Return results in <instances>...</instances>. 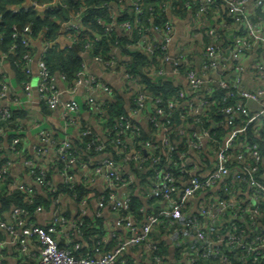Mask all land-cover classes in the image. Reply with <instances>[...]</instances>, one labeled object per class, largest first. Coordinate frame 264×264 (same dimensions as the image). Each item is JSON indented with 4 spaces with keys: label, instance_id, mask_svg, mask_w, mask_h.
I'll use <instances>...</instances> for the list:
<instances>
[{
    "label": "built area",
    "instance_id": "obj_1",
    "mask_svg": "<svg viewBox=\"0 0 264 264\" xmlns=\"http://www.w3.org/2000/svg\"><path fill=\"white\" fill-rule=\"evenodd\" d=\"M148 2L120 0L123 5L131 4L134 20L119 22L118 18L122 15L115 5L110 7L112 21L103 23L109 31L117 29L119 32L132 33L138 29L139 38L134 48L147 57L142 71L155 82L170 81L180 88L177 95L167 100V109L162 106L163 99L160 96L150 93L142 80L129 74L127 64L118 66L120 61L128 60L121 56L120 47L115 49L117 56H113V60L104 62L100 56H94L90 61L101 69L117 65L119 69L110 68L111 71L107 73L121 77L122 91L130 95L131 109L128 115L120 116L112 127L115 138L111 141L105 138L94 148L95 158L108 157L98 162L83 163L85 173L81 174V179L84 182L90 180L92 185L98 178L102 180L104 190L99 195L98 206L103 210L108 209L112 216L106 226L104 240L114 238L117 245L109 253L77 257L75 251L80 248V244L73 242L61 247L56 235L59 227L67 225L79 234L81 223L67 219L60 212L48 226L27 225L23 220H17L26 214L25 210L16 207L11 219L0 222V227L10 234L12 242L19 244L22 251H26L34 239L40 248L38 264H125L124 255L135 248L140 250L141 256L139 261L134 258L133 264H170L159 256H155V262H151L148 257L144 258L141 251L144 246L146 252L154 250L159 241L153 238L165 229L169 236L177 237L174 249L181 251L185 264H197L199 260L209 258L212 264H233L231 258H235L238 264H264L261 262L264 260V232L260 233V229L264 228V211L261 207L264 204V180L261 178L264 152L258 143L240 139L250 125L255 135L264 136V0H195L196 10H188L185 18L178 15L172 0H154V4ZM184 6L191 9L189 0ZM27 7L39 11H60L66 9V4L60 0L42 5L29 1ZM21 8L17 6L13 11L17 12ZM80 10L66 19L62 24L63 30L79 29L86 9ZM162 13L166 14L162 26L148 25L150 18H157V14ZM226 19L231 22L228 23ZM176 22L186 24L180 37L176 34ZM28 33L30 27L26 26L22 34ZM62 38L66 41L65 45L71 46L73 43L72 37ZM30 42L27 35L21 39L24 46H29ZM124 47L131 49L129 45ZM9 49V52L0 49V66L8 62L9 53L14 51L15 46ZM157 51L165 52V56L158 59ZM257 55L260 58L249 63ZM22 59L26 73L33 74L32 65L36 59L33 60L28 53ZM37 65L41 104H46L52 111L60 107L67 125L77 126L81 123L79 135L87 137L92 134L86 119V122H79L80 107L77 100L61 104L64 91L57 84L60 79L69 85L73 93L84 88L83 112L104 127L107 122L106 101H116L120 94L92 74L90 64L86 63L77 73L74 84H70L65 76L56 78L45 62L37 61ZM23 87L30 93L31 81L23 83ZM4 98H7L6 101L11 99L6 75H2L0 83V101ZM12 103L20 104L17 98ZM210 108H215L212 111L215 110L223 119L219 122L204 119L210 116ZM172 112H179L181 124L178 127L170 118ZM0 113L1 124L11 117L8 107H3ZM158 116L163 120H158ZM139 117H146L149 128L153 126L155 130V140H146L141 147L134 143L142 135V128L136 122ZM209 123L214 128H224L226 134L217 138L211 133L212 127L207 126ZM174 130L187 138V151L180 152L178 142L170 138ZM159 132H163V136L156 140L155 135ZM40 135L42 146L37 148L36 155L56 154L64 165L59 171L64 183L74 188L78 180L76 175L69 173L70 165L79 160L84 162L82 158L90 152V145L78 155L79 150L71 146V140H63L58 144L49 132L42 130ZM21 143L19 136L10 143L9 149L16 156L20 155ZM3 147L0 138V152ZM107 147H113L118 159L107 151ZM192 153L200 158L203 164L201 169L192 160ZM206 158L211 161L210 164ZM51 162L55 163L56 159L53 157ZM163 163L167 169L155 170L157 172L145 181L130 168L131 164L140 168L145 164L149 167L142 173L146 174L150 168ZM24 164L39 187L49 184L44 166L28 158ZM124 167H129L131 172H125ZM7 172V166L1 165L0 180ZM16 184L30 197L34 196L31 185L22 182ZM246 188L248 199L242 194ZM131 189L150 201L149 205L159 204L154 208L141 207L144 216L140 221L131 212ZM152 196L158 199L154 200ZM198 197L201 200L192 212L193 201ZM80 203L85 207L88 198ZM86 214L83 209L80 217ZM243 227L246 231L241 233ZM180 237L191 244H186ZM71 244H75L74 249L70 247ZM0 264H6L2 258Z\"/></svg>",
    "mask_w": 264,
    "mask_h": 264
},
{
    "label": "trees",
    "instance_id": "obj_2",
    "mask_svg": "<svg viewBox=\"0 0 264 264\" xmlns=\"http://www.w3.org/2000/svg\"><path fill=\"white\" fill-rule=\"evenodd\" d=\"M29 1L42 5L53 0H0V49L2 51L9 52V48L11 46H15L14 51L9 53L8 62L15 70L18 82H20L22 85L25 82L31 81L33 77L32 73L28 75L25 71V62L22 59L24 54L28 53L33 57V60L38 58V61L41 60L45 62L50 72L56 78L59 76H65L70 84H74L77 80V73L86 63L88 65L91 63L90 61L92 57L100 56L103 58L104 62L113 60V56H117V53L114 52L115 49L120 47L122 49L120 53L121 56L128 58V60L124 59L120 61L118 66L120 64H127V71L132 77L142 80V83L147 86V90L150 91V93L160 96L163 99L162 106L165 109H167V100L177 95L178 91L180 90L179 87L174 86L170 81L163 83L155 82L149 75L142 71V67L147 62V57L142 51L134 48V43L139 38L138 29H134L132 33H125L119 32L117 29L109 31L106 30V27H104L103 22L112 21L110 17V10L115 5H117L118 10H120V14L122 15L118 18L119 22L128 20L133 21L134 13L133 10H131V4L125 3L123 5L120 3V0H60V2L66 4V9L60 11L50 9L39 11L27 7V2ZM148 1V4H154V0ZM172 1L176 7V10H178V15H180L182 18L188 16V10H196V4L194 3L195 0H189L191 3V9H188L184 6V3L187 0ZM17 6H22V8L17 12H14L13 9ZM159 6H161V4ZM83 8L86 10H84L85 15L80 20L79 29L71 31L63 30L62 24L66 21V19L70 15H76L78 12L82 11L80 9ZM165 20V13H162L161 15L157 14V18H154V16L150 18L148 25L162 26ZM227 21L228 23L231 22L230 20ZM26 26L30 27V33L22 34V31ZM16 32L18 34L17 36H14ZM26 35L31 39L29 46H24L21 44V39ZM63 36L72 37L73 43L71 46H62L60 42H58L60 37ZM125 45H129L131 49L125 48ZM156 56L158 59H161L165 56V52L157 51ZM118 66L116 65L114 68L119 69ZM110 68L114 69L112 67ZM110 68L104 67L102 69L105 72H110ZM1 82L2 75H0V83ZM124 99V97L120 96V98H118L116 101H106L107 110L105 115L107 117V122L104 124L101 135L92 130V134L89 136L84 137L79 135L77 139L72 141L73 143H71V146H76V150H79L78 155L81 154V150H85V148H87V145H90L91 148L90 152L82 158L84 162L79 160L78 163L70 165L71 168L69 173L76 175L75 177L80 176L79 178H81V172L83 173V163H92V158L96 155V150L94 148L99 143L104 142L105 138H107L109 141H111L112 138H115V132L112 131L113 125L117 123L120 116H126L129 113ZM6 100L7 98L2 99L0 101V105H3ZM42 105L46 106L44 103H42ZM212 109L210 108V116L204 119L214 122L221 121L223 117L220 114H217L215 110L212 111ZM9 110L11 112V117L2 124L0 123V127L9 126L10 123L22 118H26L28 115L26 114L27 110L25 108L12 106L9 108ZM84 110H87V108H84ZM91 115L95 114L92 113ZM95 117L97 118V115ZM157 118L160 120L161 117L158 116ZM170 118L175 123V126L181 124L179 112H172ZM79 121L86 122L83 115H80ZM207 126L212 127L210 123ZM252 127L253 126L251 125L248 126L247 133L240 139L243 141L250 139V141L258 143L261 151L264 152V136L255 135V130H252ZM84 129L85 127H83L82 130ZM141 131L142 135L134 140L135 144L141 147V145L146 140H155L153 137V134L155 133L153 126H150L149 131L144 129H141ZM211 133L217 138H220L226 134V130L222 127H212ZM2 136L3 134L0 135V138L3 140ZM15 137H17L15 133L11 134L9 137V143ZM170 138L172 141L178 142L177 147L180 152L188 150L187 138L183 134L174 130ZM60 142L61 141L57 140L58 144ZM213 146H217V144H214ZM113 150V147H107V151L111 152L115 159H118L117 152ZM4 152L5 151L3 150L0 152V166L5 165L4 158L1 157L5 154ZM53 157L56 159V162L49 163V167L46 169L47 181L49 184L44 187H38V185L35 183V185H31L32 189L35 191V194L32 197H30L26 191H23L19 188V186L16 184L17 180L11 174H9V172L3 176V178L0 180V222H8L9 220L6 216L8 214L12 215L13 209L19 207L24 209L26 214L21 215L17 218V220H23L27 225H31L30 219L36 214L37 211L43 207L47 210L50 209L52 207V203L64 195L71 197L77 202H81L84 198H88V200L90 199L91 194L95 191V189L93 190L92 188L93 185L91 184L90 180L88 182H84L83 179H79L77 182H75L74 188H70L64 182L60 185L56 184V186L52 184L53 174H55V172H59L64 167L63 162L57 158L56 154H53L51 159ZM28 159L33 160L38 165L44 166V164L40 163V161H35L34 157H29ZM206 162L208 164L211 163V161L208 159ZM146 167L149 166L145 164L141 168L135 164H131L130 166L133 172L141 177L143 181L147 180L149 176H153L157 172H155V170L159 168L162 170L167 169L166 164L163 163L161 166L159 165L155 166L154 168H150L149 170L147 169L148 171H146V174H143L142 172L145 171ZM27 172L30 174V171L27 170ZM176 174L178 175L177 172ZM32 178L35 182V178ZM131 191V212L136 217V219L140 221L144 216V214L140 211L141 207L143 206L141 205V201L137 195H135L133 192V189H131ZM152 198L154 200L158 199L155 196H152ZM261 207L264 211V204H262ZM64 215L67 217V219H69L68 214L65 213ZM74 221L81 223L79 235L82 238V242H77L80 244V248L75 251L77 257H83L87 255L94 257L97 254L109 253L117 245V241L114 238L109 241L104 240L107 235V230L105 226V218L103 216H100L96 213L93 216H88L86 214L82 217L78 216L76 219H74ZM48 225L49 224L44 226ZM61 227H59V229ZM260 230L261 232H257H264V228ZM244 231H246L245 227L240 229L241 233ZM1 240L2 239H0V242ZM153 240L157 241L155 238H153ZM33 242H35L34 239ZM83 242H87V246H85ZM74 245L71 244L70 247L74 249ZM17 246L20 245L17 244ZM37 246L39 247L38 244ZM60 246L63 247L64 245L60 244ZM145 249V246L141 248L142 254L144 258L148 257L151 262H155V256H159L163 261L165 260V262H169L170 264H185L183 262V255L178 248L175 249V256L173 259L169 256L168 245L165 242H157L156 248L150 253L146 252ZM138 250V248L134 249V251L137 252ZM230 255L233 257L232 253ZM124 258L126 261L125 264H133V262H135L133 255L129 252L124 255ZM231 259L232 262L238 264L235 261V258ZM261 262H264V260H261ZM212 263L213 261L211 258L207 260L202 259L197 262V264ZM142 264L146 263L144 262Z\"/></svg>",
    "mask_w": 264,
    "mask_h": 264
},
{
    "label": "crops",
    "instance_id": "obj_3",
    "mask_svg": "<svg viewBox=\"0 0 264 264\" xmlns=\"http://www.w3.org/2000/svg\"><path fill=\"white\" fill-rule=\"evenodd\" d=\"M186 24L182 22H176V34L177 37H180L182 33L185 30ZM59 42L62 46L66 44V41H64V38L60 37ZM260 56L257 55L256 58H251V61L249 63H252L253 61L259 59ZM35 63V61H34ZM32 65L33 70V77L31 79L32 83V90L30 93L26 92L23 85L18 82L16 72L11 67L9 62H5L2 66H0V75H6L8 84L10 87V96L11 99L4 102L3 105H0V108L3 107H20L25 108L27 110L26 118L19 119L13 123H10L9 126L0 127V133L3 134V151H5L4 155L1 157L4 158L5 166H7V171L9 174H11L17 182H22L24 184L28 185H35L36 183L33 181L32 176L27 172V168L25 167V160L29 157H34L35 161H40V163L44 164L45 169H47L49 166V163H51V155H45V156H37L36 150L38 147L42 146L41 144V131L45 130L49 132L53 139L56 141H63V140H75L79 136V130L82 128L81 123L76 125H67L65 118L62 116L61 108H57L56 110L52 111L49 110L46 106H43L40 101L39 97L36 99V91L34 89H38L39 84V76H38V65L35 69L34 64ZM90 72L94 74L95 76L101 78L103 81L108 83L110 86H112L120 96L124 97V101L126 104L127 110L130 111V95L125 94L122 91L123 87V80L121 77L116 76L114 73H107L104 72L103 69L100 68L99 65L95 63H90ZM57 84L61 90L64 91L62 98H61V104L67 103L73 99L77 100L80 104V107L84 103V95L85 90L84 88H79L75 93L72 92L69 85L63 82L62 80L58 79ZM69 88V91H68ZM39 93V90H38ZM40 95V94H39ZM14 98L18 99L17 103H12V100ZM120 98V97H119ZM127 99V100H126ZM0 109V110H1ZM80 115H83L84 120L86 119L88 121V125L90 126V129L97 132L99 135L102 134V127L95 118L89 116L87 113L83 112V109L80 108ZM80 122V121H79ZM136 122L139 124V126L144 130H149V123L146 117H139L136 118ZM86 124V123H85ZM14 126V127H13ZM19 136L22 140L21 143V151L20 155L16 156L14 155L10 149V143H9V137L11 134L14 133ZM163 136V132H159V134L155 135L156 140H160ZM108 156H98L94 157L92 159L93 161H101L104 158H107ZM192 160L199 166V169L202 168L203 164L200 160V158L197 156V154L192 153L191 154ZM125 172H131V169L129 167L125 168ZM85 173V172H84ZM83 173V174H84ZM82 174V172H81ZM77 177V180L81 179ZM261 178L264 180V172H262ZM52 184L56 186L63 183V177L61 176L60 172H55L52 177ZM35 183V184H34ZM103 182L100 178L97 179L95 184H93V190L95 189L94 193L91 194L90 199L88 200L87 205L83 207L80 202L75 201L71 197L64 195L58 199V203H52V207L50 209H45L44 207L41 208L39 211L36 212V214L31 217L30 222L31 225H38V226H44L47 224H50L53 219L56 217L57 213H66L69 216L70 220L76 219L78 216L81 215V211L83 209L86 210V213L88 216H93L95 213L100 216H103L105 218V226L108 225V222L112 220L111 213L108 209H100L98 206V198L101 192H103ZM39 187V186H38ZM246 191V192H245ZM242 192V194L248 199L249 195L248 190ZM139 200L141 201L142 206L150 207H158L157 205H149L151 203L150 201H147L144 197L140 196L137 191L135 193ZM201 197L196 198L193 201V207L191 209L192 212H194L197 209L198 203L200 202ZM8 220H10L11 215L6 216ZM0 259H3V262L6 264H38V256H39V247L35 242L31 243L28 246V249L26 251H22L19 246H17L16 243L12 242V238L10 234L6 230L0 227ZM56 238L58 242L62 245L67 243H73V242H82V238L79 234L74 233V230L69 226L61 227L56 235ZM177 237L169 236L168 230H160L159 234L155 235V239L160 242H165L168 245V254L173 259L175 256V239ZM184 242L185 239L180 237ZM112 238H109L111 240ZM186 244H191L190 241H187ZM85 246H87V242H83ZM193 244V243H192ZM130 254L133 255V257L139 261L141 252L140 250L134 251L130 250Z\"/></svg>",
    "mask_w": 264,
    "mask_h": 264
},
{
    "label": "rangeland",
    "instance_id": "obj_4",
    "mask_svg": "<svg viewBox=\"0 0 264 264\" xmlns=\"http://www.w3.org/2000/svg\"><path fill=\"white\" fill-rule=\"evenodd\" d=\"M37 61H38V58H36L35 63H34L35 69L37 67ZM34 90L36 91V99H37L39 97L38 89H34ZM79 107H80V104H79ZM80 108H83V105Z\"/></svg>",
    "mask_w": 264,
    "mask_h": 264
}]
</instances>
